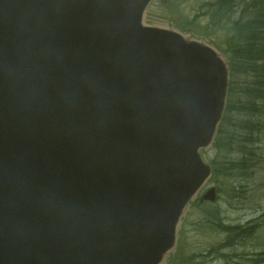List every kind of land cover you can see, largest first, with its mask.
<instances>
[{
    "label": "water",
    "instance_id": "water-1",
    "mask_svg": "<svg viewBox=\"0 0 264 264\" xmlns=\"http://www.w3.org/2000/svg\"><path fill=\"white\" fill-rule=\"evenodd\" d=\"M152 1L0 0V264H165L175 248L229 67L146 26Z\"/></svg>",
    "mask_w": 264,
    "mask_h": 264
},
{
    "label": "rangeland",
    "instance_id": "rangeland-1",
    "mask_svg": "<svg viewBox=\"0 0 264 264\" xmlns=\"http://www.w3.org/2000/svg\"><path fill=\"white\" fill-rule=\"evenodd\" d=\"M216 1L155 0L148 8L146 21L150 25L172 27L192 33L191 35L197 39L204 40L206 37L210 44L225 54L234 76L238 69L243 71L240 67L241 60L236 56L239 38L234 32V23L240 19L239 15L249 1L239 0L241 6L234 16L219 11ZM209 11H217L221 17L215 18L214 12ZM251 16L252 13H248L244 19ZM239 73L240 75L237 78L234 76L230 84L231 91L236 88L239 91L241 88L249 87V83L260 81L255 73L251 77L243 76L240 71ZM235 101L234 97L232 104L228 98L227 110L220 124L215 145L203 153L206 161L214 169L213 177L186 212L179 230L178 246L169 264H264L255 263L259 259V254L264 252V140L253 146L254 152L248 149L244 155L239 153L237 145L229 149L223 146L228 143L227 138L235 137L241 140L243 135V132L236 131V125L243 116L233 111ZM227 121H229L227 132L220 136ZM242 158L252 161V164L247 163V174L252 175L247 179L236 180L234 176L233 179L225 177L227 171L223 163L229 168H235L234 172L242 173L244 169L240 168L239 164ZM254 162L256 164H253ZM233 171H228L226 175L230 176ZM232 185L236 188L235 192H231ZM212 187L217 191L216 202L205 201L203 204L201 196ZM206 209L209 219L214 211L221 213L219 228L221 225L227 226L226 228L235 226L246 231L249 227L254 235L237 241V245L233 247H228V234L221 232L220 229L216 230L215 226L205 222ZM255 226L257 230L251 228ZM192 254H201L203 257L190 262L187 256Z\"/></svg>",
    "mask_w": 264,
    "mask_h": 264
},
{
    "label": "trees",
    "instance_id": "trees-1",
    "mask_svg": "<svg viewBox=\"0 0 264 264\" xmlns=\"http://www.w3.org/2000/svg\"><path fill=\"white\" fill-rule=\"evenodd\" d=\"M247 4L240 13V19L234 23V32L239 38V45L236 49V56L241 60L240 67L243 71L238 69L234 76L236 78L241 74L245 77L253 76V73L260 78V81L256 83H249L250 86L244 89H230L229 100L233 104V98H236L235 104L232 106L233 111L241 113L243 118H240V123L236 125V131L242 133L241 140H237L235 137L233 139L227 138L228 143L224 144L227 149L237 145L239 148V153L244 155L251 149L254 152V145L260 144L264 140V0H248ZM244 3V2H243ZM246 4V2H245ZM216 6L219 11H222L230 16L237 14L240 8L239 0H217ZM214 12L213 17H221L217 11H209V13ZM252 13V16L248 19H244L245 15ZM233 73H231V82L234 79ZM254 84V86H253ZM234 93V94H233ZM240 96V98H239ZM229 121H227L224 131L220 133L223 136L227 131V126ZM219 144V143H218ZM246 159V160H245ZM247 163L252 164L247 158H242L239 162L240 168L244 169L242 173H236L233 170L235 168L226 167V171H233L230 176L225 174V177L234 180L243 178L247 179L252 174H247L248 168ZM253 164H256L255 162ZM236 188L232 185L231 192H235ZM203 203V202H202ZM208 209H206V223L211 224L216 227V230L220 229L221 232L228 234V247H233L237 245V241L245 238H250L253 236V232L248 229L246 231L235 226L221 225L220 228L218 224L221 223V213L219 211H214L209 219ZM253 230H257V227H253ZM264 262V252L259 254V259L255 263Z\"/></svg>",
    "mask_w": 264,
    "mask_h": 264
},
{
    "label": "bare ground",
    "instance_id": "bare-ground-1",
    "mask_svg": "<svg viewBox=\"0 0 264 264\" xmlns=\"http://www.w3.org/2000/svg\"><path fill=\"white\" fill-rule=\"evenodd\" d=\"M201 257H203V255H201V254H199V255L192 254V255L187 256V259L190 262H193V261H196L197 258H201Z\"/></svg>",
    "mask_w": 264,
    "mask_h": 264
}]
</instances>
